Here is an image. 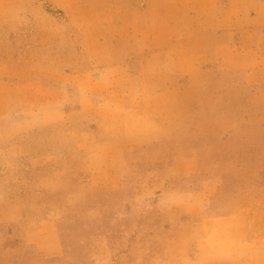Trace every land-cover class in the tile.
I'll use <instances>...</instances> for the list:
<instances>
[{"label": "rangeland", "instance_id": "374dc122", "mask_svg": "<svg viewBox=\"0 0 264 264\" xmlns=\"http://www.w3.org/2000/svg\"><path fill=\"white\" fill-rule=\"evenodd\" d=\"M145 3L0 0V264L264 254V87L173 50L149 73L171 25Z\"/></svg>", "mask_w": 264, "mask_h": 264}, {"label": "crops", "instance_id": "0c3cea01", "mask_svg": "<svg viewBox=\"0 0 264 264\" xmlns=\"http://www.w3.org/2000/svg\"><path fill=\"white\" fill-rule=\"evenodd\" d=\"M145 4L135 13L139 19L171 25L165 31L167 50L150 55L149 73L166 67L161 57L173 50L170 71L178 69L176 60L181 56H218L222 70L250 72L255 87H264V0H146ZM115 152L119 158V149ZM53 227L46 223V242L56 238ZM238 246L234 250L245 253L241 242ZM258 254L262 256L255 263L264 264L263 252Z\"/></svg>", "mask_w": 264, "mask_h": 264}]
</instances>
